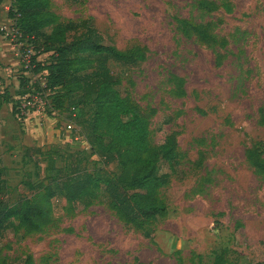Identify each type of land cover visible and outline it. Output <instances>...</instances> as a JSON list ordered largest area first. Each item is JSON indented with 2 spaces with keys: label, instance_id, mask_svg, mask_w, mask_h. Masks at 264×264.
I'll return each mask as SVG.
<instances>
[{
  "label": "rangeland",
  "instance_id": "obj_1",
  "mask_svg": "<svg viewBox=\"0 0 264 264\" xmlns=\"http://www.w3.org/2000/svg\"><path fill=\"white\" fill-rule=\"evenodd\" d=\"M51 1L59 22L90 19L106 45L133 56V66L109 62L108 68L122 96L142 112L155 110L152 144L176 134V158L160 163L169 175L160 191L167 216L142 233L119 222L103 201L70 211L55 199L45 234L25 235L12 221L0 236V264H23L26 255L34 264H213L221 254L235 264H264V182L245 158V150L255 148L264 159V0H224L231 12L220 8L204 17L227 40L220 67L211 50L177 29L181 19L199 22L196 0ZM4 6L10 9L11 0ZM39 46L44 50L41 41ZM48 57L45 52L38 59L46 63ZM25 71L20 62L8 86L13 91L0 86V93L18 101V79L29 76L31 86L39 79L32 89L42 90L47 105L40 114L49 120L40 117L37 126L27 127L22 109L19 122L12 105L0 107V166L10 205L31 197L32 187L53 178L76 149L84 151L81 166L88 172L114 171L82 146L80 123L88 106L62 97L59 86L50 90L45 72ZM172 76L184 80L183 97L167 83ZM66 124L73 126L76 147L55 139L54 131ZM32 148L41 153H27Z\"/></svg>",
  "mask_w": 264,
  "mask_h": 264
},
{
  "label": "trees",
  "instance_id": "obj_2",
  "mask_svg": "<svg viewBox=\"0 0 264 264\" xmlns=\"http://www.w3.org/2000/svg\"><path fill=\"white\" fill-rule=\"evenodd\" d=\"M4 0H0V4ZM77 4L80 0H66ZM193 8L199 13V22L181 19L177 29L186 39H195L215 55V65L220 67L227 40L216 35L217 23L204 21L220 8L231 12L224 0H196ZM8 19L15 22L23 39L32 43L37 55L32 58L31 75L45 72L46 86L51 90L59 86L62 97L77 98L88 110L80 123L79 134L89 150L105 167H113L108 174L97 170L88 172L81 166L84 151L70 152L64 167L54 171L53 178L39 182L29 198H20L14 205L5 199L8 185L0 166V236L9 229L12 221L25 235H42L54 219V200L63 199L70 211L78 205L91 206L103 201L115 218L142 233L151 232L155 219L167 216L168 207L161 197V189L168 184L169 175L161 172L162 161H172L177 156L176 134L168 135L159 146L150 139L151 119L154 109L142 112L137 104L118 90V81L111 74L108 63L133 66L132 55L118 52L104 43L103 36L90 19L77 22H59L51 0H12ZM42 42L44 50L39 46ZM41 49V50H40ZM48 53V62H37L36 57ZM41 78V77H40ZM20 97L39 88V79L29 85L28 77H20ZM1 83V79H0ZM177 97L184 96V80L169 77ZM38 91H41L39 89ZM35 90L34 92H38ZM12 105V115L21 122L20 102L3 91L0 107ZM40 154L39 149H27ZM245 158L256 175L264 182V159L255 148L245 150ZM23 264H34L26 255ZM178 264L181 262L178 260ZM213 264H235L217 255Z\"/></svg>",
  "mask_w": 264,
  "mask_h": 264
},
{
  "label": "crops",
  "instance_id": "obj_3",
  "mask_svg": "<svg viewBox=\"0 0 264 264\" xmlns=\"http://www.w3.org/2000/svg\"><path fill=\"white\" fill-rule=\"evenodd\" d=\"M6 0H4L1 4H0V8L2 10H0V25L2 24H6V22L8 21L9 23V19H8V14H7V6H4V11H3V5L5 4ZM5 14V16H4ZM19 59L16 56V54L14 53V50L10 44V42L6 41L3 39V37L0 34V79H1V83L0 86L4 87L5 90H7L10 94L13 91V89H11V91L8 89V86L10 84H13L15 81V75L16 72L19 69ZM15 74V75H14ZM28 78H30L28 76ZM17 89V87H16ZM40 117L44 118L45 120L49 118L45 115H42L40 113H30L27 117V119H25L24 121V125L28 127V124H31L32 127H34L35 125H38V120L40 119ZM69 124H66L64 126H62L61 128H58L54 131V133L57 134V140H59L60 142H66V143H70L71 147H76L78 142L75 141V136L72 135V131L70 130H66V126ZM80 139H82V146L84 148H86L87 144L84 142L83 137L80 135ZM77 150V149H76Z\"/></svg>",
  "mask_w": 264,
  "mask_h": 264
},
{
  "label": "built area",
  "instance_id": "obj_4",
  "mask_svg": "<svg viewBox=\"0 0 264 264\" xmlns=\"http://www.w3.org/2000/svg\"><path fill=\"white\" fill-rule=\"evenodd\" d=\"M8 10L9 8H7V11ZM0 34L4 40L10 42L13 48L18 51L21 64L24 66L25 70L30 71V69H32V58L36 56L37 53L34 50L32 43H28L26 39L22 38L15 22L9 20L8 24L0 26ZM39 56L41 55H38L35 61L40 62L38 59ZM18 100L20 102V108L25 112L24 115H29L30 113H43V110L47 105L42 90L38 92H29ZM65 128L69 131L73 130L72 125H67ZM74 140L77 141L78 138L75 137Z\"/></svg>",
  "mask_w": 264,
  "mask_h": 264
}]
</instances>
